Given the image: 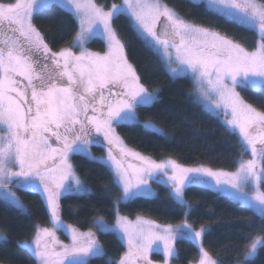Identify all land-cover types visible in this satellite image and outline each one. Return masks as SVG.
I'll return each mask as SVG.
<instances>
[{
  "label": "snow or ice",
  "instance_id": "snow-or-ice-1",
  "mask_svg": "<svg viewBox=\"0 0 264 264\" xmlns=\"http://www.w3.org/2000/svg\"><path fill=\"white\" fill-rule=\"evenodd\" d=\"M207 4L253 30L258 36L254 49L187 22L161 0H123L109 10L93 0H0V200L27 212L10 186L42 193L53 227H37L32 244L18 245L31 250L36 264H89L90 258L106 255L94 232L80 231L61 218V196L89 191L70 163L73 154L106 165L121 189L113 204L115 223L103 217L93 222L100 232L116 234L126 242L127 251L108 264H152L154 251L163 252L169 264L179 258L178 239L196 245L198 264H220L203 247L206 228L194 230L185 220L161 229L140 217L133 223L119 214L122 202L148 192V181L157 177L166 178L161 182L170 184L171 197L182 206H187L186 188L207 185L254 209L264 220V107L248 103L237 90L264 92V0H207ZM56 6L78 19L80 30L73 47L79 53L72 47L52 51L35 25L36 16ZM122 13L130 17L146 46L162 49L173 77L191 73L198 100L206 110L223 115L225 130L239 136L252 159L241 160L234 172L214 171L187 168L174 160L157 163L124 146L116 127L139 123L137 108L151 106L158 95L141 82L113 27L114 17ZM161 18L163 31L158 32ZM97 35L106 41L103 54L86 47ZM102 141L107 142L106 158L93 156L90 146ZM128 156L141 161L131 173L134 166H125ZM57 230L70 234L71 243L60 244ZM257 232L249 236L240 250L242 259L235 264H250L264 250V224ZM7 239L0 234V243Z\"/></svg>",
  "mask_w": 264,
  "mask_h": 264
},
{
  "label": "trees",
  "instance_id": "trees-1",
  "mask_svg": "<svg viewBox=\"0 0 264 264\" xmlns=\"http://www.w3.org/2000/svg\"><path fill=\"white\" fill-rule=\"evenodd\" d=\"M96 1L110 7L122 0ZM163 1L186 20L217 30L248 49L255 47L258 36L253 30L225 18L204 2ZM34 22L44 33L52 51L71 46L79 28L76 17L58 6L45 10L42 15L36 16ZM113 24L141 82L149 90L158 91V100L151 106L137 108V114L141 121H152L162 130L145 128L140 121L117 126V132L129 146L155 159L171 158L179 164H204L229 171L236 170L241 160L251 156L242 147L239 136L225 130L223 120L218 115L194 100L191 77H173L169 73L158 52L146 46L133 29L127 14L114 17ZM89 46L101 51L106 47L101 37H95ZM239 91L248 103L257 108L264 107V92L242 88ZM91 148L96 155L106 152L101 144H92ZM72 160L77 174L90 186V190L61 196V218L64 223L78 229L93 228L97 217L114 223L113 204L120 197L121 189L114 182L112 172L106 165L92 161L83 154H73ZM157 189L156 196L139 195L122 202L120 212L131 217L146 216L166 224L181 223L188 218L194 228L208 227L209 231L202 242L220 264H235L238 258L242 259L240 250L248 243L249 236L258 234L257 230L264 224L254 209L206 185L185 189L184 196L189 206L177 203L170 196V186L164 182L158 183ZM18 192L27 205V212L7 206L0 200V231L8 238L7 242L0 243V264H36L31 250L18 245L32 239L39 225H52L42 193L22 189ZM56 233L60 244H68L63 230ZM96 236L106 255L90 258L89 264H108L110 258L117 260L125 252L126 244L116 234H104L97 229ZM59 246L56 245L57 248ZM176 250L179 258L172 259L169 264H192L200 256L196 245L189 240L178 239ZM152 258L160 263L165 260L164 255L158 252H154ZM250 264H264V250H259L258 256Z\"/></svg>",
  "mask_w": 264,
  "mask_h": 264
},
{
  "label": "rangeland",
  "instance_id": "rangeland-1",
  "mask_svg": "<svg viewBox=\"0 0 264 264\" xmlns=\"http://www.w3.org/2000/svg\"><path fill=\"white\" fill-rule=\"evenodd\" d=\"M195 1L204 2V3L208 6V4H207V0H195ZM93 2L96 3V4H98V5H100V6H102V7H104L105 10H109L110 7H111V6H110V7H105V6L101 5V4H99L96 0H93ZM161 2L164 3V4H166V5H168V4H167L166 2H164L163 0H161ZM122 3H123V0H122L121 2H119V3H115V4H118V5H119V4H122ZM168 6H169L170 8H172L170 5H168ZM172 9L178 14V12H177L174 8H172ZM213 10H215V9H213ZM215 11H216V10H215ZM178 15H179V14H178ZM179 16H180V15H179ZM180 17H181V16H180ZM181 18H182V17H181ZM76 19H77V18H76ZM183 19H184V18H183ZM184 20H186V19H184ZM77 21H78V19H77ZM186 21L189 22V23L195 24V23H193V22H191V21H188V20H186ZM78 25H79V22H78ZM196 25H199V24H196ZM199 26H202V25H199ZM113 27H114V24H113ZM203 27H205V26H203ZM114 28H115V27H114ZM207 28H208V27H207ZM209 29H212V28H209ZM79 30H80V28H78V32H79ZM115 30H116V29H115ZM212 30H214V29H212ZM215 31H217V30H215ZM217 32H218V31H217ZM117 34H118V33H117ZM221 34H222V33H221ZM222 35H223V34H222ZM118 36H119V34H118ZM95 37H101V38L104 40V43H105V45H106V41H105V39L103 38V36L97 35V36H95ZM95 37H93V38H91V39L89 40V42L86 44V47H87L90 51L98 52V53L103 54L104 52L107 51V45H106V47H105V49H104L103 51H101V50H97V49H94V48H92V47L89 46V43H90ZM119 38L121 39L120 36H119ZM121 40H122V39H121ZM122 42H123V41H122ZM69 47H72V50H73L74 52L79 53V51H80L79 48L73 47V43H72V45L69 46ZM66 48H67V47H66ZM247 49H248V48H247ZM253 49H254V48H253ZM253 49H249V50H253ZM155 50H156V49H155ZM58 51H59V50H58ZM156 51H157L158 54L161 56V58H162V60H163V62H164V65H165V67L167 68L166 61H165V59H164V57H163L162 49H161V50H156ZM54 52H55V51H54ZM125 52H126V50H125ZM128 61H129V59H128ZM129 62H130V61H129ZM130 63H131V62H130ZM131 64H132V63H131ZM132 65H133V64H132ZM133 67H134V66H133ZM171 67H176V65L173 64V65H171ZM171 75H172V74H171ZM184 75H188V76L191 77V79H192V81H193V83H194V89H193V92H192V96H193L194 100H196L198 103H200V104L204 107L203 103H201V102L198 100V98H197V97H198L197 84H196L194 78L192 77L191 73H187V74H184ZM178 76H179V75H178ZM175 77H176V76H175ZM148 90H149V89H148ZM237 90L239 91V88H238ZM149 91H151V92H155V93H157V95H158V91H157V90H149ZM137 115H138V114H137ZM218 116H219L222 120L224 119V117H223L222 114H220V115H218ZM138 120H139L143 125H145L146 123H150V124L153 126L151 129L158 130V131H161V130H162L161 127H160L158 124H156V123H154V122H152V121H141V120L139 119V117H138ZM116 132H117V129H116ZM117 134L120 136V134H119L118 132H117ZM120 138H121V140L123 141V144H124V146H126L127 149H129V150H131V151H134V152H136V153H139L141 156L151 158L152 160L156 161L157 163L162 162V161H165V160H173V159H171V158H165V159H155V158H152L151 156L145 155V154H143V153L137 151L136 149L132 148L131 146H129V145L123 140V138H122L121 136H120ZM101 140H102V138H101ZM94 144H95V143H94ZM101 145H103V146L105 147V149H106V152H105L104 155H96V154H94V152H93L91 146H90V148H89V151H90L91 154H92L93 156H95V157H103V158H106V156H107V147H106V146H107V142H106V141H102ZM111 147H113V152H114V154L118 153V151H119L118 148H116L115 146H111ZM72 156H73V155H71V156L69 157V160H70V163L73 165V169H74V171H75V174L79 177V175L77 174V172H76V170H75V167H74V164H73V160H72ZM248 159H252V157L250 156L249 158H245V159H243V160H248ZM174 161H175V160H174ZM176 163H178V162H176ZM128 164H131V165L134 166L132 169H129V172H130V173L133 172L135 168H139V167H141V161L138 160V159H135V158L132 157V156H128V157L125 158V166L127 167ZM178 164H179V163H178ZM180 165H182V166H184V167H187V168H194V167H201V166H203V167L211 168V169L214 170V171H224V172H234V171H236V170L229 171V170H224V169L213 168V167H210V166H208V165H204V164H198V165H184V164H180ZM79 179L81 180L80 177H79ZM133 179H134V177H133ZM164 179H166V178H163V177H157V178L154 179V180H149V181H148V189H149V191L146 192V193H144V194H142V195H146V196H156V195L158 194L157 184L160 183L161 181H163ZM81 181H82V180H81ZM82 182H83V184L85 185V187H86L87 189L90 190V186H89L87 183H85L84 181H82ZM161 183H163V182H161ZM206 186H207V185H206ZM10 187H11L12 191L15 192L16 196L20 199V201H21V202L25 205V207L27 208L26 203L22 200V198H21L20 195H19V192H18L19 188H17L15 185H11ZM208 187H209V186H208ZM214 189H215V188H214ZM245 191L251 192V188H250V187H246V188H245ZM170 196H171V195H170ZM184 199H185V196H184ZM185 200H186V199H185ZM187 206H189V203H188V202H187ZM119 214H120L121 216H125V217H127L128 220L131 221V222H133V223L136 222L137 217H140V218H142L143 220L150 221V222H153V223L156 224V225H159V226L161 227V229L164 228V227H167L168 225H171V226H173V227H176V226H178V225L183 224V223L185 222V220L187 221V223L191 224V223L189 222L188 218H185V220L182 221L181 223L166 224V223L158 222V221L153 220V219H151V218H148V217H146V216H136V217L127 216V215L122 214V213L120 212V209H119ZM106 222H107V221H106ZM108 223H109V222H108ZM114 223H115V222H114ZM114 223H109V224H114ZM67 225H69V224H67ZM38 227H39V228H52V227H53V224H52L51 226H49V227H42L41 225H39ZM192 228H193L194 230L199 231L202 227H200V228H194V226L192 225ZM203 228H206V229H207L208 227L204 226ZM97 229H98V228H96V227L94 226L93 228H89V229H79V230H80V231H83V232H87V231L91 230L92 232H94V233L96 234V230H97ZM98 230H99V229H98ZM57 231H58V230H57ZM64 233H66V235H67V239H68V244H70V243H71V237H70V234H68V233L65 232V231H64ZM0 234H2V235L5 236V234L2 233L1 231H0ZM56 234H57V233H56ZM34 237H35V235H34ZM34 237H33L32 239H30V240H25L23 243L32 244V242H33V240H34ZM176 242H177V241H176ZM176 242H175V248H176ZM124 243L126 244V242H124ZM203 247L205 248L204 244H203ZM205 249H206V248H205ZM125 251H127V246H126ZM154 252H155V251H154ZM154 252L150 253V259H151V261H152V264H165V260H164V262L160 263V262H158V261H155V260L152 258V255H153ZM158 253H161L162 255H164L163 252H158ZM122 255H123V254H122ZM122 255H121V256H122ZM164 257H165V256H164ZM212 258L215 259L213 256H212ZM165 259H166V258H165ZM199 259H200V256H199L198 260H197L196 262L192 263V264H198ZM117 260H119V258H118ZM215 260H216V259H215Z\"/></svg>",
  "mask_w": 264,
  "mask_h": 264
},
{
  "label": "water",
  "instance_id": "water-1",
  "mask_svg": "<svg viewBox=\"0 0 264 264\" xmlns=\"http://www.w3.org/2000/svg\"><path fill=\"white\" fill-rule=\"evenodd\" d=\"M162 24H163V18H161V24H160V25H157V31H158V32H162V31H163V29H162ZM164 180H165V179H164ZM165 184H167V183H165ZM167 185L170 186V184H167Z\"/></svg>",
  "mask_w": 264,
  "mask_h": 264
}]
</instances>
